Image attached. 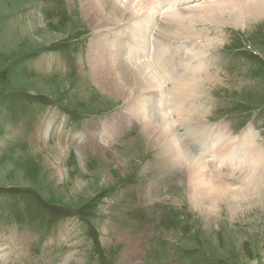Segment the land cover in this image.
Returning <instances> with one entry per match:
<instances>
[{
    "label": "rangeland",
    "instance_id": "rangeland-1",
    "mask_svg": "<svg viewBox=\"0 0 264 264\" xmlns=\"http://www.w3.org/2000/svg\"><path fill=\"white\" fill-rule=\"evenodd\" d=\"M150 1L148 17L159 22L180 9L176 17L185 24L193 10L220 2ZM81 6L0 0V264H264V191L250 202L209 193L215 207L194 208L180 168L153 171L159 145L142 124L129 116L131 123L116 130L125 101L92 74V40L107 60L132 54L134 64L147 62L154 45L168 56L165 26L176 17L162 20V30L134 17L94 29ZM186 25L170 40L180 49L175 65L192 57L200 80L208 79L191 101L205 104L208 126H222L236 140L249 131L264 151V15L238 28ZM108 124L110 135L103 132ZM213 170L205 172L209 179ZM221 171L234 184L229 188H239V168L224 164Z\"/></svg>",
    "mask_w": 264,
    "mask_h": 264
},
{
    "label": "bare ground",
    "instance_id": "bare-ground-1",
    "mask_svg": "<svg viewBox=\"0 0 264 264\" xmlns=\"http://www.w3.org/2000/svg\"><path fill=\"white\" fill-rule=\"evenodd\" d=\"M123 1L125 2L122 5ZM135 1H137L138 7L134 5ZM219 1L199 14L193 10L194 14L187 17V25L183 16H180L183 18L176 17L184 13L177 9L179 12L166 16L176 17L177 21H170L165 26L163 24L166 17L162 19L164 23L162 20L158 22L157 17L153 20L144 12V9L147 8L152 10L153 2L151 3L150 0H80L83 18L92 24L94 29L110 25L117 27L121 21L134 17L141 24L143 21L152 19L160 30L165 26V29L170 31L166 43L169 47L167 48L169 57L164 51L157 52L158 46L154 45L153 58L151 60L147 58V62L134 64L135 57L132 54L125 61L118 57L117 61L107 60L104 58L106 49L100 46L97 38L92 40L89 45L88 59L91 62L93 71L91 72L94 74L97 84L111 95L125 101L124 112L126 113L124 114L126 116L123 117V114L120 117L115 116V119H118L115 123L116 130L121 131L125 124L131 123L129 116L134 117L135 122L142 124L143 133L148 138H154L157 146L159 145L160 153L152 165L153 171H157V167H161L163 170L166 168V164L170 163L180 168L190 191L191 204L194 208H204L205 210L215 207L214 202L205 198L209 193L212 195L216 193L220 199L225 200H229L234 193V195H239L242 199L250 202L251 197L256 198L257 194L264 191V174H258L264 171L257 169L258 166H261L259 163L264 161V151L259 147L256 149L254 136L250 135L248 131L242 134L240 140H236V138L228 136L229 131L224 127L208 126L206 124L208 121L205 120L207 119L205 104L195 106V102L191 101L201 96V93L206 90L205 80L208 79L200 80L203 70L196 71L197 66H190L192 57L187 58V60L191 59L184 66L180 65V62L175 65V61L179 60L180 49L170 40L185 25H192L193 22H217L229 23L238 28L244 22L256 21L264 15V0ZM178 2L181 5L185 4L184 0ZM119 3L122 6H119ZM104 9L106 10L104 11ZM142 11V15L138 16L137 14ZM137 43L139 49L140 45L143 48L144 42L138 41ZM171 43L174 48L171 47ZM206 65L207 62H204V66ZM114 75L120 79H116ZM128 83L131 88L125 86ZM142 103L146 104L147 110L143 108ZM140 107L145 111L139 113ZM111 128L112 126L108 124L103 127V132L110 135ZM181 130L184 132L183 135H181ZM180 135L183 137V142ZM203 141L209 143L204 144L205 148L198 151L197 149L201 147ZM224 164H231L233 170L239 168L241 171L242 179H236L240 184L239 188H229L234 184L226 183L229 176L221 171ZM211 168L214 170L211 171V176L208 175L211 177L209 179L205 172L208 174V170ZM227 171L231 170L227 169ZM230 181L232 182V180Z\"/></svg>",
    "mask_w": 264,
    "mask_h": 264
}]
</instances>
